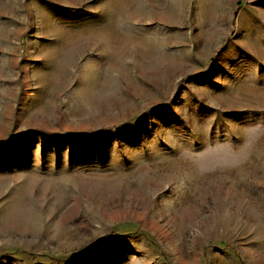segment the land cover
Here are the masks:
<instances>
[{
  "label": "rangeland",
  "instance_id": "obj_1",
  "mask_svg": "<svg viewBox=\"0 0 264 264\" xmlns=\"http://www.w3.org/2000/svg\"><path fill=\"white\" fill-rule=\"evenodd\" d=\"M0 264H264V0H0Z\"/></svg>",
  "mask_w": 264,
  "mask_h": 264
},
{
  "label": "bare ground",
  "instance_id": "obj_2",
  "mask_svg": "<svg viewBox=\"0 0 264 264\" xmlns=\"http://www.w3.org/2000/svg\"><path fill=\"white\" fill-rule=\"evenodd\" d=\"M123 214H126V215H131V216H135V217H137V218H139L141 215L140 214H138V213H136V212H130V213H123Z\"/></svg>",
  "mask_w": 264,
  "mask_h": 264
},
{
  "label": "trees",
  "instance_id": "obj_3",
  "mask_svg": "<svg viewBox=\"0 0 264 264\" xmlns=\"http://www.w3.org/2000/svg\"><path fill=\"white\" fill-rule=\"evenodd\" d=\"M111 130H119V128H117V127H114V128H112ZM106 130H103V131H101L102 133L103 132H105Z\"/></svg>",
  "mask_w": 264,
  "mask_h": 264
}]
</instances>
